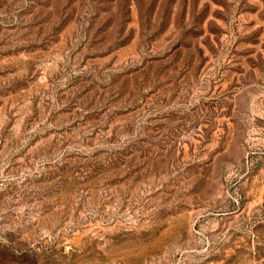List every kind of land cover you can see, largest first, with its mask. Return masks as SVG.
I'll return each instance as SVG.
<instances>
[{"label":"rangeland","instance_id":"374dc122","mask_svg":"<svg viewBox=\"0 0 264 264\" xmlns=\"http://www.w3.org/2000/svg\"><path fill=\"white\" fill-rule=\"evenodd\" d=\"M0 264H264V0H0Z\"/></svg>","mask_w":264,"mask_h":264}]
</instances>
